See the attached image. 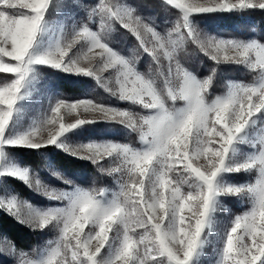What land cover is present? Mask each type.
Segmentation results:
<instances>
[{"label":"snow or ice","instance_id":"snow-or-ice-1","mask_svg":"<svg viewBox=\"0 0 264 264\" xmlns=\"http://www.w3.org/2000/svg\"><path fill=\"white\" fill-rule=\"evenodd\" d=\"M162 2L180 12L163 33L119 0H98L86 9L96 30L77 22L70 31L49 19L52 9L67 7L57 0H0V74L14 76L0 81V190L14 178L57 202L41 209L16 195L0 198V212L57 232L35 258L14 245L0 247L15 258L4 264H202L208 248L209 264H264V43L222 38L194 22L200 15L264 10V0ZM115 25L137 42L132 55L110 46ZM188 43L213 62L210 75L200 78L182 63ZM142 54L154 71L137 70ZM221 64L257 75L251 83L228 81L224 94L213 95ZM38 66L91 77L120 102L146 112L90 98L59 99L51 115L24 127L20 102ZM109 71L114 77L103 75ZM66 116L75 118L68 122ZM99 122L121 124L137 134L140 146L69 142V134ZM48 146L90 161L114 178L115 189H85L58 172L67 188L56 189L8 151ZM240 173H255V182L236 181ZM227 198L250 206L218 229L217 213Z\"/></svg>","mask_w":264,"mask_h":264},{"label":"trees","instance_id":"trees-1","mask_svg":"<svg viewBox=\"0 0 264 264\" xmlns=\"http://www.w3.org/2000/svg\"><path fill=\"white\" fill-rule=\"evenodd\" d=\"M58 3L66 4L67 7L61 9H52L49 13L51 18L59 19L65 10L70 11L75 22L87 21L86 9L94 6L98 0H57ZM119 2L127 3L138 10L143 18L157 27L159 31L166 32L174 24L179 17V12L172 6L166 5L160 0H119ZM194 22L201 31L210 32L211 34L238 39L242 36L246 40H257L264 43V10H243L232 13L206 14L196 16ZM90 26L93 30L97 29V20H93ZM243 39V40H245ZM110 46L121 54L130 56L134 49L138 50L135 39L119 25H115L109 36ZM182 63L197 74L200 78H204L211 74L210 69L214 66L212 61L203 59L196 50V47L188 43L181 55ZM150 66L154 71V65L150 57L141 55L137 61V70L142 73H148ZM41 79L52 86L53 90L59 97L66 100H75L90 98L106 105L123 107L134 111L137 107L131 104L120 102L113 96H110L95 80L91 77H70L61 72H56L48 68L41 67ZM43 75V76H42ZM6 74H0V81ZM9 77V76H7ZM254 79V74L243 66L234 64H224L218 67L214 77L213 95L216 91L227 88L228 81H242L250 83ZM62 98V99H63ZM104 128V129H103ZM93 133L99 139H110L114 142L129 143L137 147L138 136L136 133H130L124 126L113 124L111 122H99L92 125H86L76 132ZM74 134H70L72 136ZM13 156L21 159V164L32 156L37 164L38 174L43 182L55 188H67L59 176L54 173H60L73 179L74 183L85 189L92 188H110L113 185L112 176L101 173L97 167L91 162L76 159L59 151L54 146L40 150L28 149H8ZM235 176V174H234ZM241 177V174L240 176ZM7 183L12 185L11 189L15 193H22L31 204H42V201L36 199L34 191L29 190L20 182L8 179ZM14 183V184H13ZM233 208V207H231ZM237 207H235L236 209ZM50 228L45 230L30 229L27 225L18 222L12 216L0 212V235L7 237L9 242L16 247L17 250H25L29 255L35 256L40 251V247L52 234ZM33 249L36 251L34 252ZM4 257L0 254V263H4Z\"/></svg>","mask_w":264,"mask_h":264},{"label":"rangeland","instance_id":"rangeland-1","mask_svg":"<svg viewBox=\"0 0 264 264\" xmlns=\"http://www.w3.org/2000/svg\"><path fill=\"white\" fill-rule=\"evenodd\" d=\"M160 1L162 2V0H160ZM121 3H123V2H121ZM176 10L179 12L178 9H176ZM179 14H180V12H179ZM213 14H220V13H213ZM200 16H202V15H200ZM49 19L54 24H63L65 26V28H66L67 31H70L71 30V27L73 26V24L76 23L75 22V18H72L71 14H70V11H68V10H65L63 12L62 16L59 19H57L55 17L54 18H51L50 16H49ZM203 32H205V31H203ZM206 33H210V32L208 31ZM223 38H225V37H223ZM238 39H242L243 40L245 38H243L242 36H239ZM196 50H197V48H196ZM198 54L203 59L209 61V59L207 57H205L204 55H202L201 53H199V51H198ZM221 65H224V64H221ZM41 67H43V68L45 67V68H48V69L53 70V71H56V72H61L59 70L52 69V68H49L47 66H38V73H39L38 74V78H37V80L33 84L29 85L28 89H26V91H27L26 98L23 101L20 102V107L22 109V122H23V126L24 127L29 126L33 122H38V121L42 120L45 116L51 115V113H50V106L51 105H54L57 100L63 98V97H59L55 93V91L53 90V88H52L51 85H49L47 82H44L41 79L42 72H41V70H39V69H41ZM61 73H63L66 76H70V77H84V76H77L75 74H68V73H64V72H61ZM252 73L254 74V78H255L257 74L254 73V72H252ZM6 75L9 76V77L3 76V79L7 80V82H10V80L14 78V76L12 74H6ZM103 75L106 76V77L109 76V75H112L114 77V73L111 72V71L105 72V73H103ZM251 82H253V80ZM226 90H227V88L218 90V91H216V94L215 95H218V94L222 95V94H224V92ZM76 100H78V99L71 100V101L70 100H67V101L74 102ZM131 106L137 107V109H135L134 112H138V113H142V114L146 112V110L142 109L139 106H134V105H131ZM121 109H124V108L122 107ZM83 115L84 114H82V116ZM74 118H75L74 116H66L65 117L66 121H68V122H71L72 120H74ZM103 123H105V122H103ZM111 123H113V124H119V123H116V122H111ZM119 125H121V124H119ZM78 130H80V129H78ZM259 131H260V126L258 125L257 128L254 130L253 135L258 134ZM43 135H45V136L47 135V130H45L43 132ZM88 141H110V139H106V140L105 139H99L93 133H89V132L88 133H85V132L83 133L82 131L76 132L72 136H70V134H69V142L70 143L75 144V143L88 142ZM121 143H123V142H121ZM139 146H140V142H139V139H138V145H137V147H139ZM241 149H242V151H250V148H248L247 146H241ZM28 150H30V149H28ZM58 150L61 151V152H63L60 149H58ZM63 153H65V152H63ZM9 154L12 156V158L17 163H19L21 166H27V167H29L30 170H32L35 175H38V177H39V179L41 181L43 180L41 178V176L38 174L39 173L38 172V169H36L37 162H36V160L32 156H29V159H26V162L24 164H21L20 163L21 162V159L20 158L17 157V159H16L13 156V153H11L10 151H9ZM65 154H67V153H65ZM67 155L70 156V157H73V156H71L69 154H67ZM73 158H76V157H73ZM85 161H87V160H85ZM87 162H90V161H87ZM240 174H241V177H239ZM240 174H235L234 179L236 181H238V182H253V183L255 182V178H256V174L255 173H250V174L240 173ZM10 179H13L14 181L20 182L25 187H27L29 190L34 191V193L36 195V199H38V201H40V200L42 201V204H34V205L32 204L34 207H39L41 209H46L47 207L55 206L57 204V202L49 200L42 193L35 191L34 188L28 187L23 182H21L19 180H16L14 178H10ZM112 180H113V185H110V182H109V186H110V188H108L109 192H111L112 190H114L115 187H116L115 180H114L113 177H112ZM43 183H45V184L48 185V183H46V182H43ZM11 187H12V185L6 183L5 189L4 190H0V198H7L10 195H16V196H18V198H20L22 200H26V198L22 196V193H18V194L15 193L11 189ZM56 189H60V188H56ZM63 189H66V188H63ZM249 206H250V204L247 202V200L238 201L236 198H227L226 199V202H225V209L224 210H221L220 212L217 213V221H218L217 228L218 229H222L225 226V224L234 215H236V214H242L244 211L247 210V208ZM231 207H233V208H231ZM235 207H237V208L235 209ZM25 225H27V224H25ZM27 226L30 229L34 230L29 225H27ZM50 230H51L50 233L52 234V237H50V239H48V240H46L44 242L43 246L40 247V249H39L40 251H43V250H45L48 247V242L49 241H54L56 239V236H57L56 230L53 229V228H50ZM213 239L215 240V237ZM9 245H12V243L9 242V240L7 239V237H4V236H1L0 235V247H7ZM0 254H1L2 257H4L3 260L13 261L15 259L14 257H8L6 253H0ZM29 257L30 258H35L36 255L35 256L29 255ZM211 260H212V251H211V248H208V249H206V256L202 259V264H209V262ZM0 264H4V263H0Z\"/></svg>","mask_w":264,"mask_h":264}]
</instances>
